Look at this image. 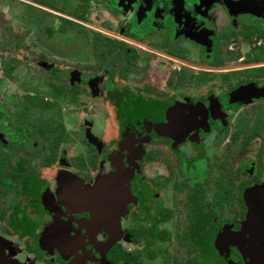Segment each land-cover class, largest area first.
<instances>
[{"label": "flooded vegetation", "instance_id": "obj_1", "mask_svg": "<svg viewBox=\"0 0 264 264\" xmlns=\"http://www.w3.org/2000/svg\"><path fill=\"white\" fill-rule=\"evenodd\" d=\"M21 1L0 264H264V0Z\"/></svg>", "mask_w": 264, "mask_h": 264}, {"label": "rangeland", "instance_id": "obj_2", "mask_svg": "<svg viewBox=\"0 0 264 264\" xmlns=\"http://www.w3.org/2000/svg\"><path fill=\"white\" fill-rule=\"evenodd\" d=\"M51 15L55 16L54 14ZM29 17L32 18V20L31 23L28 24L26 11L24 10L21 0H0V92L7 89V93L10 91H16V93H18L20 92L19 86L33 85L38 87L45 85V82H47L43 77H45L48 72L45 71V73H43L33 66L32 59L25 56L38 52V49L35 47V40L43 36L42 33H38L37 12L30 11ZM47 21L48 23L51 22L56 24L54 19L45 20L44 23L48 25ZM53 25L51 24L52 27ZM26 26L30 27V33L28 35L25 33ZM25 37L29 38V43L32 44L34 42L33 50L32 47H30L29 50L24 51L22 39ZM66 40L69 41V38H66ZM7 59H9L10 62L8 64L6 62ZM21 59L28 60L29 63L21 65ZM33 63L36 65L39 64L37 62ZM46 63L48 64L50 62L46 61ZM51 65L52 64H50V66ZM18 96V98H20V95Z\"/></svg>", "mask_w": 264, "mask_h": 264}, {"label": "water", "instance_id": "obj_3", "mask_svg": "<svg viewBox=\"0 0 264 264\" xmlns=\"http://www.w3.org/2000/svg\"><path fill=\"white\" fill-rule=\"evenodd\" d=\"M252 191H253L252 189L245 190L244 191V198L247 199V197L251 196ZM261 206H262V204L259 205V207H261ZM248 219L250 222L255 221V222L259 223L260 232H262L261 230H264V211L262 208H261V211L260 210L256 211L255 208H253L251 210V212H249Z\"/></svg>", "mask_w": 264, "mask_h": 264}, {"label": "trees", "instance_id": "obj_4", "mask_svg": "<svg viewBox=\"0 0 264 264\" xmlns=\"http://www.w3.org/2000/svg\"><path fill=\"white\" fill-rule=\"evenodd\" d=\"M40 100L37 99V97H30L29 98V103H31L32 106H34L35 108H40V109H45L48 107V104H43L39 102Z\"/></svg>", "mask_w": 264, "mask_h": 264}]
</instances>
